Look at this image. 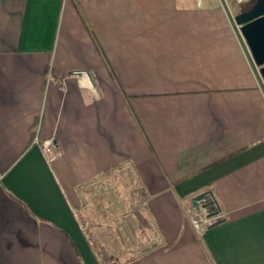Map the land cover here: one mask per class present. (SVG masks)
<instances>
[{"label": "crops", "instance_id": "1", "mask_svg": "<svg viewBox=\"0 0 264 264\" xmlns=\"http://www.w3.org/2000/svg\"><path fill=\"white\" fill-rule=\"evenodd\" d=\"M236 3L0 0V264H264V83ZM119 169L152 233L101 259L81 210ZM201 193L222 220L198 235Z\"/></svg>", "mask_w": 264, "mask_h": 264}, {"label": "rangeland", "instance_id": "2", "mask_svg": "<svg viewBox=\"0 0 264 264\" xmlns=\"http://www.w3.org/2000/svg\"><path fill=\"white\" fill-rule=\"evenodd\" d=\"M232 8L235 14L240 11L237 3L232 4ZM138 186L130 170L119 169L104 175L91 188L85 202L86 209L81 210L82 222L89 227L97 246L107 256L120 254L127 257L137 254L146 246L138 243V240L144 237L143 233H152V228L144 220V202ZM197 211L207 217L204 210ZM208 219L216 220L214 217Z\"/></svg>", "mask_w": 264, "mask_h": 264}, {"label": "water", "instance_id": "3", "mask_svg": "<svg viewBox=\"0 0 264 264\" xmlns=\"http://www.w3.org/2000/svg\"><path fill=\"white\" fill-rule=\"evenodd\" d=\"M240 7V11L235 14L234 22L239 27V31L247 45L251 57L258 67V72L264 83V0H235ZM90 81V77L86 71L80 73ZM207 203V195L201 193L195 196L191 202L195 210H204L215 201ZM216 213H208V218H213ZM221 220H214L210 226L219 224Z\"/></svg>", "mask_w": 264, "mask_h": 264}, {"label": "built area", "instance_id": "4", "mask_svg": "<svg viewBox=\"0 0 264 264\" xmlns=\"http://www.w3.org/2000/svg\"><path fill=\"white\" fill-rule=\"evenodd\" d=\"M225 1V0H222ZM43 150L48 158H52L55 154L53 146L50 142L43 143ZM187 217L190 225L194 229L195 233L200 235L211 224L213 219H208L204 214L199 213L195 209L187 210Z\"/></svg>", "mask_w": 264, "mask_h": 264}, {"label": "trees", "instance_id": "5", "mask_svg": "<svg viewBox=\"0 0 264 264\" xmlns=\"http://www.w3.org/2000/svg\"><path fill=\"white\" fill-rule=\"evenodd\" d=\"M209 201H212V197L210 196V194L207 195V200L204 203H207ZM191 208H193V207L191 206ZM204 211H205L206 214H208V213H216L214 218H216V220H222V219L218 218V216L220 214V210H219V207H218V204H217L216 200L214 202H212V204L209 207L204 209ZM87 237H88L90 248L93 250V252L96 254V256L98 258L102 259V254L100 253L98 246L94 242L92 235L90 233H88Z\"/></svg>", "mask_w": 264, "mask_h": 264}]
</instances>
